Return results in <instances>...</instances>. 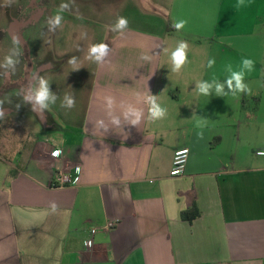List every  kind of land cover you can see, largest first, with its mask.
Instances as JSON below:
<instances>
[{
  "label": "crops",
  "instance_id": "0c3cea01",
  "mask_svg": "<svg viewBox=\"0 0 264 264\" xmlns=\"http://www.w3.org/2000/svg\"><path fill=\"white\" fill-rule=\"evenodd\" d=\"M155 7L164 12L145 28L106 21L96 35L90 26L91 46L107 45L106 54L82 55L69 85L55 83L49 98L57 109L66 98L76 107L42 109L35 115L44 136L5 149L20 160L7 161L0 186V264H264V157L257 155L264 150V0ZM225 7L240 27L223 25ZM43 19V10L27 20L11 15L8 38L15 41L16 27L24 39ZM181 43L186 62L173 72L171 55ZM69 54L54 50L48 70L42 60L20 81L21 95L33 99ZM234 73L245 90L235 81L229 87ZM200 84L209 86L207 96ZM149 96L166 109L163 118L150 119ZM252 101L257 106L240 114ZM0 107V128L12 131L18 114ZM130 108L141 113L138 124L125 118ZM58 148L62 154L52 157ZM183 148L190 149L185 175L174 178V155ZM61 171L77 184L51 187ZM112 221L118 226L107 230Z\"/></svg>",
  "mask_w": 264,
  "mask_h": 264
},
{
  "label": "rangeland",
  "instance_id": "374dc122",
  "mask_svg": "<svg viewBox=\"0 0 264 264\" xmlns=\"http://www.w3.org/2000/svg\"><path fill=\"white\" fill-rule=\"evenodd\" d=\"M162 3L168 4L171 0H37L34 3L32 0H0V106L9 105L15 110L14 114H18L12 119L16 124L15 129L5 131L0 128V186L10 169L7 161L17 165L20 160L19 157L13 160L10 157L11 153L5 152L8 145L18 150L29 138L37 141V138L44 136L35 114L43 110L45 112L46 108H41L33 101L29 102L21 95V92L24 96L26 95V88L21 90L20 81L25 80L27 75L32 77L38 69L37 66L42 64V60L46 67L41 66V68L48 70L50 67L47 65L51 64L54 50L56 52L65 50L70 54L64 58L62 65L65 62L66 64L63 70L60 73L50 71L46 74L45 80L48 81L51 93L49 98L53 99L54 90L58 87V85L54 86L55 83L60 82L67 86L74 76L76 62L70 64L69 61L73 59L77 61L82 55L86 56L92 47L88 39L91 35V30L88 29L90 26L91 29L96 30V35H100L107 22L109 24L115 22L118 25L120 18L125 17L126 27L145 28L151 20L156 18L157 13H160L157 12L158 10L164 12V8L155 7V4ZM26 6L29 7L27 13L20 14L27 8ZM38 10L44 11V19L23 31L24 42L21 40L12 42L7 36L11 15L20 20H27ZM228 14L229 8L225 7L223 14L225 24L223 25L240 27L241 23L229 19ZM57 16L60 17L58 24ZM16 36L19 34L17 33ZM9 59L12 63H8ZM32 67H35L33 71H31ZM64 88L67 90L66 97H69V87ZM46 103L48 109L64 114L76 107V103L69 107L68 99L60 104L61 109H57L58 104L49 99ZM256 106L257 103L254 101L249 102L245 111L240 114H249L248 107Z\"/></svg>",
  "mask_w": 264,
  "mask_h": 264
},
{
  "label": "clouds",
  "instance_id": "9594fccd",
  "mask_svg": "<svg viewBox=\"0 0 264 264\" xmlns=\"http://www.w3.org/2000/svg\"><path fill=\"white\" fill-rule=\"evenodd\" d=\"M60 22V17H56V23L58 24ZM127 25V19L125 17H121L119 20L118 27L124 28ZM177 28L182 27L181 24L176 25ZM14 40H18V37H14ZM185 48L186 45L181 43L180 46L172 53L171 55V61L173 65V72H179L181 69V66L185 64L186 62V56H185ZM107 45L105 44H99V45H93L89 52L90 54H94L96 56V59L99 60L101 57H103L106 54ZM8 63H12L11 59L8 60ZM70 64L75 63L74 59L69 61ZM249 62H245L247 65ZM232 81H235V87L236 89H239L241 91L245 90L246 86L241 83V74L234 73L232 76V79L229 80V87H232ZM208 85L206 84H200L198 86L199 92L202 93L204 96H207L208 94ZM217 94H220V89L218 87ZM51 96L49 87H48V81L41 79L40 80V87L39 90L35 94V103L39 104L41 108H47L46 101ZM26 100L31 99L30 97H25ZM55 99V97H53ZM68 99V98H66ZM108 103L111 106L112 99L111 97H108ZM148 103L150 104L149 113H150V119L157 120L164 117L166 109L162 108L160 104L157 103V97L155 96H149L148 97ZM74 105V101L71 99H68V106L72 107ZM39 116H43V112H38ZM129 115L135 117L131 121L132 124H138L140 121L141 113L137 110L129 109L128 112L125 113V118H127ZM5 116V112L2 107H0V119H3ZM100 127H106L103 120H100L97 122ZM112 123L115 125H119V120L115 117L112 119ZM61 154V150L58 148L56 149L52 155L54 157H58Z\"/></svg>",
  "mask_w": 264,
  "mask_h": 264
},
{
  "label": "built area",
  "instance_id": "2783aa9c",
  "mask_svg": "<svg viewBox=\"0 0 264 264\" xmlns=\"http://www.w3.org/2000/svg\"><path fill=\"white\" fill-rule=\"evenodd\" d=\"M61 154H62V150H61ZM189 155H190V149L188 148H183L175 152L173 166L171 170L172 177L179 178L185 175L186 165L188 163ZM257 155L260 157H264V150L258 151ZM52 157L54 156L52 155ZM79 172H80V168H76L74 174H78ZM74 174L72 172H63V171L56 173L54 176V180L51 184V187L60 188V187L76 185L77 179L75 178ZM118 223H119L118 221L109 222L106 226V229L112 230L118 226ZM96 232H97L96 229L92 230V235L94 236ZM87 245L89 248H92L94 245V240L91 238L87 242Z\"/></svg>",
  "mask_w": 264,
  "mask_h": 264
},
{
  "label": "water",
  "instance_id": "95a60500",
  "mask_svg": "<svg viewBox=\"0 0 264 264\" xmlns=\"http://www.w3.org/2000/svg\"><path fill=\"white\" fill-rule=\"evenodd\" d=\"M36 1H37V0H32V3L36 2ZM12 36H13V38H14V37H18V40H21V41L24 42V39H23L22 37H20V36H16V27H14V28L12 29ZM31 93H32V92L29 90V91H28L29 96H30ZM30 98H31V96H30ZM31 101L35 102V99H34V98L31 99Z\"/></svg>",
  "mask_w": 264,
  "mask_h": 264
},
{
  "label": "trees",
  "instance_id": "16d2710c",
  "mask_svg": "<svg viewBox=\"0 0 264 264\" xmlns=\"http://www.w3.org/2000/svg\"><path fill=\"white\" fill-rule=\"evenodd\" d=\"M195 209H196V208H195ZM198 215H199V211L197 210L196 216H198ZM182 217H183V218L191 219V217H192L191 212H184V213L182 214Z\"/></svg>",
  "mask_w": 264,
  "mask_h": 264
}]
</instances>
